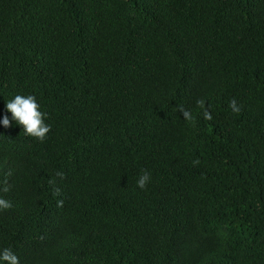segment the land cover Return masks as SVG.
Returning a JSON list of instances; mask_svg holds the SVG:
<instances>
[{
  "label": "trees",
  "instance_id": "16d2710c",
  "mask_svg": "<svg viewBox=\"0 0 264 264\" xmlns=\"http://www.w3.org/2000/svg\"><path fill=\"white\" fill-rule=\"evenodd\" d=\"M17 93L51 125L0 124L19 264H264V0H0Z\"/></svg>",
  "mask_w": 264,
  "mask_h": 264
},
{
  "label": "clouds",
  "instance_id": "9594fccd",
  "mask_svg": "<svg viewBox=\"0 0 264 264\" xmlns=\"http://www.w3.org/2000/svg\"><path fill=\"white\" fill-rule=\"evenodd\" d=\"M198 103L203 104V101H199ZM5 108L6 112L0 117V124L4 127H9L11 126V121H15L17 125L23 127V131L26 135L35 137L41 141L45 139L51 129V125L45 122L47 113L41 111L40 104L34 95L14 94L7 100ZM232 108L234 111L239 110L234 100L232 101ZM180 111L185 119H191L189 111L183 108H181ZM8 112L11 113V118L8 116ZM204 118L211 120V112L206 110L204 112ZM193 163H198V161H193ZM148 180L149 174L144 172L136 181L137 186L139 188H144ZM7 190V188L4 189V191ZM11 207L12 204L9 200L0 198V210L9 209ZM0 264H19V257L9 248L0 249Z\"/></svg>",
  "mask_w": 264,
  "mask_h": 264
}]
</instances>
